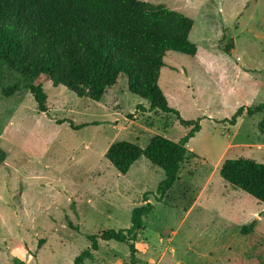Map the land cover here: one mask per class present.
Listing matches in <instances>:
<instances>
[{
    "label": "rangeland",
    "instance_id": "obj_1",
    "mask_svg": "<svg viewBox=\"0 0 264 264\" xmlns=\"http://www.w3.org/2000/svg\"><path fill=\"white\" fill-rule=\"evenodd\" d=\"M146 1L194 19L196 55L168 53L159 84L201 130L163 201L148 194L155 210L144 217L136 264H264V202L220 174L229 158L264 163L263 113L228 121L240 106L264 102V0ZM26 83L1 69L0 147L7 157L0 165V264H73L90 246L88 234L129 228L132 209L165 178L144 156L120 173L108 147L121 140L146 147L157 134L179 140L190 127L173 112L151 111L148 99L129 91L126 75L100 100L44 80L47 112ZM15 84L6 96L4 87ZM84 264H131V251L100 240Z\"/></svg>",
    "mask_w": 264,
    "mask_h": 264
},
{
    "label": "trees",
    "instance_id": "obj_2",
    "mask_svg": "<svg viewBox=\"0 0 264 264\" xmlns=\"http://www.w3.org/2000/svg\"><path fill=\"white\" fill-rule=\"evenodd\" d=\"M193 26L194 19L184 12L146 0H0V71L7 66L28 80L26 85L39 111L49 109L44 80L100 100L126 75L129 91L148 99L151 111L173 112L182 125L190 127L179 140L157 134L146 147L128 140L108 147L105 155L120 173L126 174L144 156L165 171V178L156 192L145 193L146 203L132 209L129 228H107L88 234L90 246L75 257L73 264H84L92 258L100 248V240L127 243L131 264H136V242L146 228L144 217L155 210L148 194L163 201L192 152L188 148L190 139L201 130L199 120L184 119L169 104L159 84L168 53L196 55L197 44L190 39ZM232 48L233 39L224 51L230 53ZM18 89L15 84L4 87L3 92L8 96ZM257 113H263L258 127L264 133V102L240 106L228 121L236 124L240 117ZM6 157L0 147V165ZM220 174L264 202L263 162L229 158L222 163ZM242 230L248 233L250 227Z\"/></svg>",
    "mask_w": 264,
    "mask_h": 264
}]
</instances>
